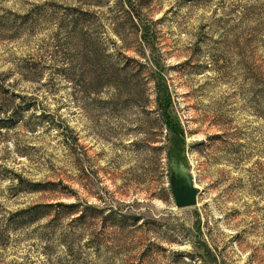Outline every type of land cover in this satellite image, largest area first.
Masks as SVG:
<instances>
[{
    "label": "rangeland",
    "instance_id": "obj_1",
    "mask_svg": "<svg viewBox=\"0 0 264 264\" xmlns=\"http://www.w3.org/2000/svg\"><path fill=\"white\" fill-rule=\"evenodd\" d=\"M204 240L264 264V0H0V264H206Z\"/></svg>",
    "mask_w": 264,
    "mask_h": 264
},
{
    "label": "water",
    "instance_id": "obj_2",
    "mask_svg": "<svg viewBox=\"0 0 264 264\" xmlns=\"http://www.w3.org/2000/svg\"><path fill=\"white\" fill-rule=\"evenodd\" d=\"M170 184L177 209L198 205L199 190L195 186L191 169L176 157L170 158Z\"/></svg>",
    "mask_w": 264,
    "mask_h": 264
},
{
    "label": "trees",
    "instance_id": "obj_3",
    "mask_svg": "<svg viewBox=\"0 0 264 264\" xmlns=\"http://www.w3.org/2000/svg\"><path fill=\"white\" fill-rule=\"evenodd\" d=\"M159 103V109L161 110V117L164 120V124L167 127V130L171 133L176 134L177 136L181 135V126L176 119V117H173L171 107H172V97L167 88L163 92H160V96L157 99ZM177 149L173 150L169 155L170 158L176 157L177 160L180 163H184L188 166V163L186 159L182 156V153L185 152V150H182L180 153H176ZM180 151V149H179ZM197 231L199 236H201V220L198 221L197 225ZM200 248L203 250V259L206 260V264H220L217 260L215 254L211 250L208 243L204 240L200 242Z\"/></svg>",
    "mask_w": 264,
    "mask_h": 264
}]
</instances>
